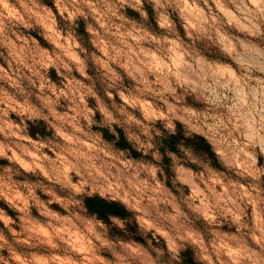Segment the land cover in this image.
I'll return each instance as SVG.
<instances>
[{
    "label": "rangeland",
    "instance_id": "rangeland-1",
    "mask_svg": "<svg viewBox=\"0 0 264 264\" xmlns=\"http://www.w3.org/2000/svg\"><path fill=\"white\" fill-rule=\"evenodd\" d=\"M0 264H264V0H0Z\"/></svg>",
    "mask_w": 264,
    "mask_h": 264
},
{
    "label": "trees",
    "instance_id": "trees-1",
    "mask_svg": "<svg viewBox=\"0 0 264 264\" xmlns=\"http://www.w3.org/2000/svg\"><path fill=\"white\" fill-rule=\"evenodd\" d=\"M194 137L196 140L189 144L193 146L195 150L202 151L210 155L214 154L210 144L204 137L200 135H195ZM83 202L89 213H92L98 218L104 220H108L110 216L125 217L129 213L122 203L112 199H106L100 195L86 196Z\"/></svg>",
    "mask_w": 264,
    "mask_h": 264
}]
</instances>
